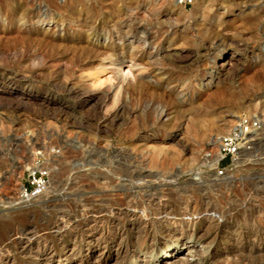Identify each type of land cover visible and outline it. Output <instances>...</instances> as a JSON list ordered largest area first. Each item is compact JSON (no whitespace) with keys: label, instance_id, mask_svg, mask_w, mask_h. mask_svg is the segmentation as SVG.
<instances>
[{"label":"rangeland","instance_id":"1","mask_svg":"<svg viewBox=\"0 0 264 264\" xmlns=\"http://www.w3.org/2000/svg\"><path fill=\"white\" fill-rule=\"evenodd\" d=\"M121 51L142 56L117 63ZM243 112L262 116L260 139L213 179L199 155ZM44 148L60 150L50 185L20 203L17 188ZM61 204L79 236H88L85 221L125 231L134 252L124 264H264V0L186 9L170 0H0V244L31 224L49 239L46 223L70 230ZM77 245L80 255L61 264L79 263L88 246Z\"/></svg>","mask_w":264,"mask_h":264},{"label":"bare ground","instance_id":"2","mask_svg":"<svg viewBox=\"0 0 264 264\" xmlns=\"http://www.w3.org/2000/svg\"><path fill=\"white\" fill-rule=\"evenodd\" d=\"M173 3V2H172ZM175 4V3H173ZM176 5V4H175ZM177 6V5H176ZM88 37V35H87ZM87 44L92 47V45L89 43ZM84 45V44H83ZM97 45V44H96ZM98 46V45H97ZM105 46V45H104ZM103 46V47H104ZM109 47V45H108ZM107 47V48H108ZM111 48V47H110ZM118 49V48H117ZM107 50V49H106ZM110 50V49H108ZM103 51V50H101ZM98 52V51H97ZM105 52V51H104ZM114 52V51H113ZM142 52V51H141ZM144 54V53H142ZM184 55V54H183ZM130 57L132 60H138L141 54L136 57L134 53L132 52H118L116 53L115 61L117 63L123 62L125 58ZM141 59L144 60V57H141ZM147 59V58H146ZM123 78V77H122ZM212 82V78L210 80V83ZM172 92V91H171ZM24 95H28L30 98L31 94L23 93ZM199 96V95H198ZM45 98V97H44ZM47 104H59L55 102L56 100H53L52 97H47L44 99ZM192 102V101H191ZM45 104V103H44ZM90 105V104H89ZM88 105V106H89ZM92 105V104H91ZM189 105V104H188ZM192 105V104H191ZM87 106V107H88ZM53 107V106H52ZM56 107V106H55ZM83 107V106H82ZM90 107V106H89ZM57 108L60 112L65 113H71L72 109L68 106L64 105H58ZM86 108V107H85ZM84 108V109H85ZM82 109V108H81ZM232 117H236L232 115ZM179 127V126H178ZM177 131L174 132L173 137L177 138ZM178 142H182L181 139H178ZM62 167V166H61ZM66 168V167H65ZM55 171V170H54ZM62 171V170H61ZM58 173V172H57ZM187 189V188H186ZM197 197V196H196ZM253 197V196H252ZM80 199V198H79ZM75 200V199H74ZM186 200V199H185ZM50 201V200H49ZM86 201V200H84ZM83 201V202H84ZM82 202V201H81ZM48 203V202H47ZM80 204V203H79ZM89 204V203H88ZM162 204V203H161ZM209 204V203H208ZM207 204V205H208ZM45 206V205H44ZM49 203L48 207H52ZM56 206V205H54ZM53 206V207H54ZM61 206L57 210V215L61 214L64 216H68V219L71 220V222H68L70 225L69 227H65L63 223L59 222L58 219H56L53 223H46L43 227L50 232L52 236L49 237L40 231L38 226L36 225H30L25 228L24 231H21L20 233H13L12 231H8L5 237V241H3L0 244V264H28L24 260H20L19 257H29L32 260L33 264H50L51 260L58 258L56 261V264H61L62 260H70L74 259L78 256L79 253L82 252V246H78L77 242L78 239L86 240V245L88 248L84 250V254L80 256L79 263L78 264H109L112 260H116V264H124V259L129 256L131 253H133V249L126 243L125 234L121 228H118L116 226H109L108 228L101 227L103 225H89V221H85L83 225L86 228V232L88 233V236L81 235L73 232L74 229V223L75 220H73V217L69 214V212L66 210V205L61 204ZM155 207V206H154ZM127 208V207H126ZM220 210V209H219ZM234 210V209H233ZM259 210V209H258ZM210 211V210H209ZM232 211V210H231ZM252 211V210H251ZM260 211V210H259ZM198 212V211H197ZM219 212V211H218ZM29 213V212H28ZM38 214V213H37ZM33 213L29 214L30 217L33 218ZM60 215V216H61ZM194 215V214H193ZM259 215V214H257ZM28 216V217H29ZM212 216V215H211ZM210 216V217H211ZM77 217V216H76ZM209 217V218H210ZM118 218V217H117ZM214 218V217H213ZM67 219V221H68ZM75 219V218H74ZM207 219V218H206ZM30 221V220H29ZM113 221V220H112ZM167 221V220H166ZM191 221V220H190ZM48 222V221H46ZM118 222V221H117ZM219 223V222H218ZM165 225V224H164ZM214 225V224H213ZM82 226V225H81ZM208 226V225H207ZM161 227V226H160ZM210 227V226H209ZM124 228V227H123ZM206 228V227H205ZM214 228V227H213ZM261 228V227H260ZM211 229V228H210ZM136 230V229H135ZM134 230V231H135ZM137 231V230H136ZM168 231V230H167ZM223 231V230H222ZM238 231V230H237ZM1 232V231H0ZM45 232V231H44ZM47 232V231H46ZM83 232V231H82ZM180 232V231H179ZM240 232V231H239ZM69 233V234H66ZM169 233V232H168ZM207 233V232H206ZM209 234V232H208ZM211 234V233H210ZM173 235V234H172ZM227 235V234H226ZM241 235V234H240ZM213 236V235H212ZM217 236V235H216ZM220 236V235H219ZM224 236V235H223ZM235 236V235H232ZM263 236V235H262ZM207 237V236H206ZM240 237V236H239ZM209 238V237H208ZM212 238V237H211ZM215 238V237H214ZM241 238V237H240ZM239 238V239H240ZM210 239V238H209ZM207 239V240H209ZM229 239V238H228ZM231 239V238H230ZM237 239V237H236ZM244 239V238H243ZM264 239V238H263ZM226 240V239H225ZM238 241V239H237ZM241 241V240H240ZM214 243V241H212ZM230 242V241H229ZM239 242V241H238ZM243 242V241H242ZM81 243V242H80ZM85 243V242H84ZM236 243V242H234ZM241 243V242H240ZM261 243V241H260ZM222 245V244H221ZM261 245V244H260ZM226 246V245H225ZM232 246V245H231ZM239 246V245H237ZM236 246V247H237ZM161 247V246H160ZM221 247V246H220ZM223 247V246H222ZM234 247V246H233ZM244 247V246H243ZM96 248V250L94 249ZM135 248V247H134ZM231 248V247H230ZM136 250V249H135ZM235 250V249H234ZM252 250V249H251ZM264 250V248H263ZM62 251V253H61ZM236 251V250H235ZM229 252V251H227ZM250 252V250H249ZM248 252V253H249ZM244 254L243 252H240ZM239 253V255H240ZM247 253V252H246ZM80 255V254H79ZM132 255V254H131ZM225 255V254H224ZM248 255V254H246ZM250 255L251 252H250ZM254 255V254H253ZM260 255V254H259ZM223 256V255H222ZM234 256V255H233ZM241 256V255H240ZM244 256V255H242ZM241 256V257H242ZM249 256V255H248ZM87 257V258H86ZM230 257V256H229ZM245 257V256H244ZM250 257V256H249ZM86 258V259H85ZM213 258V256H212ZM235 258V257H234ZM240 258V257H239ZM238 258V259H239ZM216 259V258H215ZM229 259V258H228ZM244 259V258H243ZM241 260V262L243 261ZM248 259V258H247ZM126 260V259H125ZM235 260H237L235 258ZM250 260V259H249ZM259 260V259H258ZM238 261V260H237ZM245 261V260H244ZM249 262H252L250 260ZM247 263V262H246ZM31 264V263H30ZM63 264V263H62ZM234 264H236L234 262ZM237 264H240L238 262ZM241 264H244L243 262ZM250 264V263H249Z\"/></svg>","mask_w":264,"mask_h":264},{"label":"built area","instance_id":"3","mask_svg":"<svg viewBox=\"0 0 264 264\" xmlns=\"http://www.w3.org/2000/svg\"><path fill=\"white\" fill-rule=\"evenodd\" d=\"M184 9L191 7L195 0H170ZM262 129V116L255 112L240 113L228 129L214 137L213 143L202 150L198 168L213 179H223L230 175L247 153H252ZM59 148L38 149L26 168V175L17 188L16 199L20 203L29 202L43 195L52 174V162Z\"/></svg>","mask_w":264,"mask_h":264}]
</instances>
